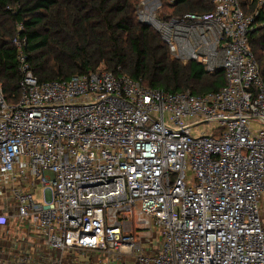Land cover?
Returning <instances> with one entry per match:
<instances>
[{"label": "built area", "instance_id": "obj_1", "mask_svg": "<svg viewBox=\"0 0 264 264\" xmlns=\"http://www.w3.org/2000/svg\"><path fill=\"white\" fill-rule=\"evenodd\" d=\"M209 1L211 12L172 16L161 0H140L136 14L174 58L224 71L218 92L149 89L111 72L41 83L15 40L16 104L0 84V225L28 243L7 231L0 254H18L15 264H47L40 247L54 253L50 264L65 253L91 264H264L254 21L239 0Z\"/></svg>", "mask_w": 264, "mask_h": 264}, {"label": "trees", "instance_id": "obj_2", "mask_svg": "<svg viewBox=\"0 0 264 264\" xmlns=\"http://www.w3.org/2000/svg\"><path fill=\"white\" fill-rule=\"evenodd\" d=\"M172 16L213 11L209 0H161ZM140 0H0V84L8 104L20 98L19 49L39 82L111 72L149 89L203 95L226 85L224 71L172 56L160 34L137 19ZM254 30L249 45L264 81V8L239 0Z\"/></svg>", "mask_w": 264, "mask_h": 264}, {"label": "rangeland", "instance_id": "obj_3", "mask_svg": "<svg viewBox=\"0 0 264 264\" xmlns=\"http://www.w3.org/2000/svg\"><path fill=\"white\" fill-rule=\"evenodd\" d=\"M260 1H263L262 4H260L261 7L264 8V0H260ZM206 129H209V127H205ZM205 132V131H204ZM198 135H200V133H197ZM41 190H42V187H38L37 188V191H36V198L40 201V202H43V195L41 193ZM35 192V191H34ZM7 231L10 233V237L11 239L9 240H18V247L20 248L21 245L23 246V244L25 246H27V243L28 242H23V239L24 238H27V234L23 233L21 231V229H15L11 226V224L8 222L6 225H0V237L3 235L4 236V233H7ZM29 243H32V242H29ZM37 246V244H36ZM35 246V247H36ZM144 247H147L148 244H144L143 245ZM41 250V251H40ZM6 251V250H5ZM35 254H37V258H40L41 257V261L44 262V263H47V264H50L52 261L50 260L54 253H51L47 250H44L43 248H37ZM16 256H18V254H16ZM6 257V258H5ZM0 259H8L9 260V257L8 256H3L0 254ZM10 260H14L12 257H10ZM64 261L65 263L64 264H91L92 263V259L90 257V255H80L77 259H75L73 262L68 259V253H65L64 254ZM106 263V260H103V261H98L96 262L95 264H105ZM114 264H118L116 261L113 262Z\"/></svg>", "mask_w": 264, "mask_h": 264}, {"label": "crops", "instance_id": "obj_4", "mask_svg": "<svg viewBox=\"0 0 264 264\" xmlns=\"http://www.w3.org/2000/svg\"><path fill=\"white\" fill-rule=\"evenodd\" d=\"M24 233V232H23ZM1 255H3V256H8L9 257V260L8 259H3L7 264H15V261H16V259H17V256H16V254L14 253V254H9V253H7V252H5V251H2L1 252ZM10 257H12L14 260H10ZM6 258V257H5Z\"/></svg>", "mask_w": 264, "mask_h": 264}]
</instances>
